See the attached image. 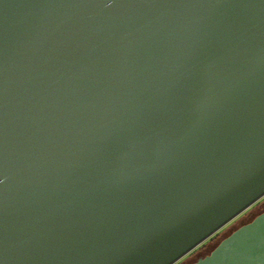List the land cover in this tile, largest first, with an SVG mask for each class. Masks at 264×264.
Returning a JSON list of instances; mask_svg holds the SVG:
<instances>
[{
    "label": "water",
    "instance_id": "95a60500",
    "mask_svg": "<svg viewBox=\"0 0 264 264\" xmlns=\"http://www.w3.org/2000/svg\"><path fill=\"white\" fill-rule=\"evenodd\" d=\"M263 196L264 0H0V264H174Z\"/></svg>",
    "mask_w": 264,
    "mask_h": 264
},
{
    "label": "rangeland",
    "instance_id": "374dc122",
    "mask_svg": "<svg viewBox=\"0 0 264 264\" xmlns=\"http://www.w3.org/2000/svg\"><path fill=\"white\" fill-rule=\"evenodd\" d=\"M264 197V196H263ZM262 210H264V203H262L260 206H256V207H254V208H252L251 210H250V213L252 212L253 214L254 213H257V212H259V211H262ZM263 212V211H262ZM248 214V215H244V216H241V217H239V218H237L240 214H242V212L240 213V214H238L235 218H237V219H235V218H233V219H235L234 221H232V223H231V225H230V227L228 228V229H230V228H237V227H239L240 225H242V223L244 224V222L246 223V221L249 219V217L251 216V215H253V214ZM259 213H261V212H259ZM258 213V214H259ZM229 223V222H228ZM227 224V223H226ZM225 224V225H226ZM224 225V226H225ZM224 226H222L221 228H223ZM221 228L219 229V230H221ZM218 230V231H219ZM226 230V229H225ZM222 231L220 234H219V236H217V238L218 239H220L221 237H224V235H226L225 233H226V231ZM217 231V232H218ZM232 232V231H231ZM215 234V233H214ZM228 235V234H227ZM212 236V235H211ZM210 236V237H211ZM217 239V240H218ZM206 240H208V238L206 239ZM206 240H204L201 244H203L204 242H206ZM201 244H199L198 246H200ZM211 245V244H210ZM197 246V247H198ZM209 246V245H208ZM197 247H195V248H197ZM194 248V249H195ZM194 249H192L191 251H193ZM212 250V249H211ZM210 250V251H211ZM190 251V252H191ZM190 252H188L187 254H189ZM196 256H194V255H184L182 258H180L178 261H180V260H182L181 262H180V264H191L196 258H195ZM175 264V263H174Z\"/></svg>",
    "mask_w": 264,
    "mask_h": 264
},
{
    "label": "flooded vegetation",
    "instance_id": "af4514ba",
    "mask_svg": "<svg viewBox=\"0 0 264 264\" xmlns=\"http://www.w3.org/2000/svg\"><path fill=\"white\" fill-rule=\"evenodd\" d=\"M262 198H263V197H262ZM262 198H260V199H262ZM260 199H259V200H260ZM259 200H258V201H259ZM258 201H257V202H258ZM255 203H256V202H255ZM255 203H254V204H255ZM254 204H253V205H254ZM253 205H251V206H253ZM251 206H250V207H251ZM250 207H249V208H250ZM246 210H247V209H246ZM246 210H245V211H246ZM243 212H244V211H243ZM243 212H242V213H243ZM239 217H241V214H240L237 218H239ZM237 218H235V219H237ZM235 219H233L232 221H234ZM232 221H230L229 223H227L223 228H221V230H219L218 232H216L215 234H213L211 237H209L208 240L210 239V241L206 244V246H204V247L198 249L196 252H194V253H192V254H186V255H190V256H191V255H194V256H196L195 258L197 259V258H199V257H202V256L208 254V253L210 252V250H209L210 247H211L210 244L214 243V242L217 240V236H219L220 232H222L223 229H224V230H225V229L227 230V229L230 227ZM224 230H223V231H224ZM206 241H207V240H206ZM208 245H209V246H208ZM207 251H209V252L206 253ZM196 259H195V260H196ZM195 260H194V261H195ZM181 261H182V260L177 261L176 263L180 264ZM176 263H175V264H176Z\"/></svg>",
    "mask_w": 264,
    "mask_h": 264
},
{
    "label": "trees",
    "instance_id": "16d2710c",
    "mask_svg": "<svg viewBox=\"0 0 264 264\" xmlns=\"http://www.w3.org/2000/svg\"><path fill=\"white\" fill-rule=\"evenodd\" d=\"M262 203H264V197L262 198V199H260L258 202H256L253 206H251L250 208H248L246 211H244L242 214H241V216H244V215H248L249 213H250V210L252 209V208H254V207H256V206H260ZM262 211H264V210H262ZM262 211H259V212H262ZM259 212H257V213H250V214H253V215H251L250 217H249V219L246 221V222H248V221H250L251 219H253ZM245 223V222H244ZM243 224V223H242ZM235 228H230V229H227V230H225L226 231V235H224V237L225 236H227V234H229L231 231H233ZM224 230V229H223ZM222 230V231H223ZM221 233V232H220ZM224 237H221L220 239H218V240H216L214 243H212L211 244V247H210V249L209 250H211V249H213L217 244H218V242L221 240V239H223ZM210 241V239L209 240H207L206 242H204L203 244H201L200 246H198L197 248H195L193 251H191L189 254H192V253H194V252H196L198 249H200V248H202V247H204V246H206V244L208 243ZM209 251H207L206 253H208ZM176 264H178V263H176Z\"/></svg>",
    "mask_w": 264,
    "mask_h": 264
}]
</instances>
